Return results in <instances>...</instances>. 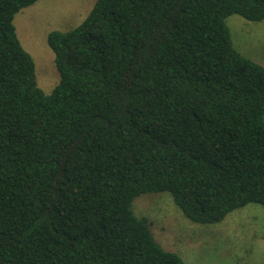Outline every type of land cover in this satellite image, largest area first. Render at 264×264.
Returning <instances> with one entry per match:
<instances>
[{"label":"trees","instance_id":"obj_1","mask_svg":"<svg viewBox=\"0 0 264 264\" xmlns=\"http://www.w3.org/2000/svg\"><path fill=\"white\" fill-rule=\"evenodd\" d=\"M0 0V264H186L134 199L168 192L195 223L264 206V65L226 19L264 0H95L53 29L39 86Z\"/></svg>","mask_w":264,"mask_h":264},{"label":"rangeland","instance_id":"obj_2","mask_svg":"<svg viewBox=\"0 0 264 264\" xmlns=\"http://www.w3.org/2000/svg\"><path fill=\"white\" fill-rule=\"evenodd\" d=\"M95 0H37L14 17L16 32L34 58L37 82L49 93L59 82L54 52L47 42L53 29L69 30L88 14ZM226 23L234 45L264 65V19L248 20L231 14ZM137 215L150 220V228L168 250L186 264H264V206L248 203L217 223H195L175 204L168 192H150L133 201Z\"/></svg>","mask_w":264,"mask_h":264}]
</instances>
